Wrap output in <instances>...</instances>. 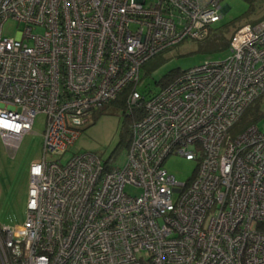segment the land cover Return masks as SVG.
<instances>
[{
  "label": "built area",
  "instance_id": "built-area-1",
  "mask_svg": "<svg viewBox=\"0 0 264 264\" xmlns=\"http://www.w3.org/2000/svg\"><path fill=\"white\" fill-rule=\"evenodd\" d=\"M221 1L0 0V140L16 150L46 116L25 221L0 227V264H264V127L229 136L264 94V19L234 32L225 59L137 91L147 61L221 21ZM127 86L126 117L142 115L124 164L61 163ZM172 155L196 163L184 183L164 168Z\"/></svg>",
  "mask_w": 264,
  "mask_h": 264
},
{
  "label": "rangeland",
  "instance_id": "rangeland-1",
  "mask_svg": "<svg viewBox=\"0 0 264 264\" xmlns=\"http://www.w3.org/2000/svg\"><path fill=\"white\" fill-rule=\"evenodd\" d=\"M223 16L213 28L225 27V38L230 37L243 25H250L264 16V0H222ZM255 25V24H254ZM20 26L11 20L2 26V35L14 38ZM228 56V47H207L202 40L187 38L171 46L146 62L140 71L137 91L143 96H150L160 90L161 81L171 73L188 70L204 61H219ZM131 86H127L110 102L93 114L87 126L79 128V136L61 158L65 163L70 157L80 153H91L109 168H120L126 159L130 136L131 118L125 115L122 101L128 96ZM257 103L264 112V94ZM248 116V115H247ZM241 123L236 124L229 132L234 138L241 132ZM262 130L264 119L256 122ZM46 126V116L38 114L31 131L23 136L16 150L5 147L0 140V227H17L23 224L26 217L27 189L29 168L32 163L42 159V141ZM46 161L58 159L47 155ZM164 168L177 182L189 180L195 169L194 161H187L179 156H170ZM130 195L138 191L127 189Z\"/></svg>",
  "mask_w": 264,
  "mask_h": 264
},
{
  "label": "trees",
  "instance_id": "trees-1",
  "mask_svg": "<svg viewBox=\"0 0 264 264\" xmlns=\"http://www.w3.org/2000/svg\"><path fill=\"white\" fill-rule=\"evenodd\" d=\"M248 1L249 3L252 2V0H246ZM262 19H264V16H262L258 21H256L254 24L258 23L259 21H261ZM253 24V25H254ZM225 29V27L223 26H220V27H217V28H210L209 31H208V34L207 36L203 39V42L207 45V47H211V48H214V47H219L221 45H223V47H229V43H230V40H231V37L233 36V34L228 37V38H225V36L223 35L224 32L223 30ZM148 62V61H147ZM183 72V71H182ZM182 72H178V73H171L169 75H167L160 83V89H163L165 87H167L168 85H170L175 79H177L181 74ZM126 98H124V100L122 101V105L124 108H126ZM259 99V98H258ZM254 101L247 109L246 111L244 112V114L241 116V118L238 120V122L236 124H239L241 123V132L244 131L245 129H247L248 127L252 126V125H256V122L261 120V119H264V112L261 111L258 103H257V100ZM117 100V99H115ZM114 100V101H115ZM103 108V107H102ZM97 112V111H96ZM95 113V112H94ZM93 113V114H94ZM133 115H131L130 117H127V118H131V127H130V132H131V128L134 124V122L138 119L141 118V111L139 110H134ZM248 115V116H247ZM93 116V115H92ZM234 124L233 127L236 125ZM232 127V128H233ZM231 128V129H232ZM230 129V130H231ZM230 132V131H229ZM129 142H130V136H129V141H128V144H127V147L129 148ZM106 169H110L109 167H107L105 165ZM256 229L260 232H264V224H260V225H257L256 226Z\"/></svg>",
  "mask_w": 264,
  "mask_h": 264
}]
</instances>
